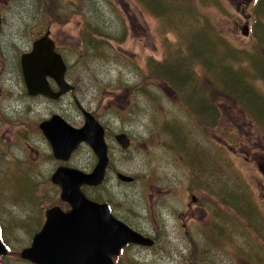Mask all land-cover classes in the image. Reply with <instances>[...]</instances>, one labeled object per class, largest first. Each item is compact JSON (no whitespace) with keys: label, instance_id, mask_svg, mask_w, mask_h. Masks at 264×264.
Here are the masks:
<instances>
[{"label":"rangeland","instance_id":"rangeland-1","mask_svg":"<svg viewBox=\"0 0 264 264\" xmlns=\"http://www.w3.org/2000/svg\"><path fill=\"white\" fill-rule=\"evenodd\" d=\"M168 1L185 6H167L163 16H154L136 0H0L1 20L16 31L11 40L18 51L49 29L74 85L72 93L53 102L28 97L15 73L0 84L9 91L0 95V221L10 248L2 264H32L19 252L39 230L46 208L66 207L50 182L61 162L39 123L57 113L80 127L77 103L107 127L112 147L104 182L81 190L93 200L110 202L117 218L155 239L150 248L128 246L114 258L117 264H264V129L253 114L263 119L264 108L258 110L257 101L248 105L245 94L237 92L245 88L237 75L226 81L188 50L191 31L212 41V50L239 69L254 97H264L258 68L259 61L264 64V0L261 6L250 0ZM95 19L105 31L115 30L111 50L100 48L101 57L92 50L91 37L98 44L110 40L86 33L85 27L81 36L82 27ZM84 38L88 48L80 45ZM193 47L196 55H206L202 39ZM177 58L193 65L191 90L185 84V92H177L152 73L155 63ZM197 101L210 109L208 118L194 107ZM121 131L130 139L125 150L114 139ZM95 163L82 143L64 164L90 171ZM116 172L133 181L118 180ZM207 198L218 213L215 233L205 236Z\"/></svg>","mask_w":264,"mask_h":264},{"label":"water","instance_id":"water-1","mask_svg":"<svg viewBox=\"0 0 264 264\" xmlns=\"http://www.w3.org/2000/svg\"><path fill=\"white\" fill-rule=\"evenodd\" d=\"M24 81L30 94L41 93L51 98L72 90L65 80L66 66L48 33L33 42L32 50L21 58ZM52 77L58 86L52 91L46 77ZM84 125L74 128L61 116L53 115L39 124L56 159L67 160L81 142H86L96 156L91 172L59 166L51 175V181L60 186V197L70 205L65 212L59 206L45 211V221L31 240L21 249L19 256L33 264H115L113 256L128 243L151 246L153 240L140 234L128 224L109 213L105 203L88 199L80 189L83 184L96 186L102 182L108 164L104 131L93 115L81 108ZM116 142L128 148L130 141L124 133L116 134ZM264 174V162L260 165ZM124 182L132 177L118 172ZM194 199V197H193ZM7 253L0 242V255Z\"/></svg>","mask_w":264,"mask_h":264},{"label":"trees","instance_id":"trees-1","mask_svg":"<svg viewBox=\"0 0 264 264\" xmlns=\"http://www.w3.org/2000/svg\"><path fill=\"white\" fill-rule=\"evenodd\" d=\"M136 1H137V3H139L142 6V8L147 13H150L154 16H163L164 13L161 15L160 12H164V10L167 9V6H169L171 8L177 7L178 10L181 9V6H185L182 3H176V2L174 5V4L170 3L168 0H136ZM168 3H170L171 5H168ZM177 4H178V6H176ZM40 13L43 14L44 13L43 10H42V12L40 10ZM158 18L161 19L160 17H158ZM84 27L86 28V30H85L86 33H88L90 35L93 34L95 36H98L99 38H106L107 40H110V43L105 42L103 44H98L99 42L96 39H94L93 37H91V44L93 45L92 50L98 51L97 53L99 56H100V54H102L101 53L102 50H100V48H103L105 50H111V43L115 42L114 35H113L115 30L105 31L104 25L102 24V22L95 19V22L93 24H85L82 27V31H81L82 37H84V35H83ZM159 28H160V25L158 26V31L161 33L162 42H163L162 44L164 45L165 40H164V37L162 35L163 32L160 31ZM161 28H162V26H161ZM260 33L262 35V38L264 39V27L263 26H260ZM196 35H199V33L195 34V33H192V31H191L190 36H189V38L191 40V42H190L191 47L188 50H189V52L192 53V55H190V57L195 56L198 59H201L204 63H206L205 66L207 68L212 69L216 73L217 72L223 73L225 78H226V81L229 80L228 75H231V74L237 75L238 77H237L236 82L245 86L244 89L237 90V92L245 94L244 97L247 100L248 105H251L254 101H257L254 103L258 105V110H262V108H264V97L262 95H260L261 97H257L258 95L256 93L255 94H256V97L258 99L256 97H254V94L252 92L253 90H251L250 87H248L247 82L244 80L245 78H244L243 74L241 72H239V69H237V68L231 69L232 66L228 63L229 60L226 59V55L221 53V52H216V51L212 50L214 48L212 41H207L205 39V37L196 38L195 37ZM89 38H90V36H89ZM199 39H202L204 42V45H205L204 54H206L205 56H203L201 54H199V56L196 55V49L193 47L194 42H196ZM88 40L89 39L85 40V38L83 40H81L82 46L85 45L88 48V46L86 44V42ZM86 47H84V48H86ZM194 59H196V58H194ZM229 59H231V58H229ZM258 63L261 64V65H259L258 68L260 69V71L263 73V76H264V70H263L264 64L261 61H259ZM155 66L157 67L156 69H154ZM192 71H194L193 65L186 62V60H182L181 58H177V59L170 61V62L155 63L152 66V73H154L158 78H160L164 81H167V83H169L170 86L174 90H176L177 92H180V91L185 92V90H184L185 84L188 85L189 90L192 89V84L194 82ZM188 76H192V77L190 79H188V81H187ZM223 92H226V91L223 90ZM251 92L253 95L251 94ZM226 93L229 94L232 92H226ZM232 94H234V93H232ZM189 97H191V99H193L191 94ZM193 105L197 109L199 108L201 110V112H198L201 116H205L208 118L211 111L206 104H204V103L200 104L197 101ZM253 114H254L256 121L261 126V128L264 129V117H263V119H259L256 117L255 113H253ZM261 120L263 123L261 122ZM205 122H206V120H205ZM207 123H210V122L208 121ZM245 210L249 214L251 211V206L249 205V207L245 208ZM0 264H2L1 260H0Z\"/></svg>","mask_w":264,"mask_h":264},{"label":"flooded vegetation","instance_id":"flooded-vegetation-1","mask_svg":"<svg viewBox=\"0 0 264 264\" xmlns=\"http://www.w3.org/2000/svg\"><path fill=\"white\" fill-rule=\"evenodd\" d=\"M259 1H260V3H259ZM250 2L254 3V5H256V4L257 5L259 4V6L262 5V0H253V1L250 0ZM36 13H37V11H36ZM33 22L34 21H32L31 23H33ZM27 24H30V23H27ZM32 30H33V28H32ZM46 31H47V29H46ZM48 31H49V29H48ZM31 32L32 31L27 32L30 37H31V35H30ZM1 33L4 34V35H6V36H4L3 37V41L0 42V84H4L5 82L9 81L11 79V75L13 73H15L16 76L19 77L22 80V83H23V85L25 87L26 95H28V97H31V98H34V97H43L47 101L56 102L57 100H53V99L48 98L47 96L42 95V94H37V95H31V94H29V92L27 90V87H26V84H25V81H24L21 58H22V55L23 54L30 52V50L32 49L33 41L36 38H33V40L31 41L30 47L28 49H25V50H23V51L20 52V51H18V44H17V42H14V41L11 40L12 38L16 37V31L14 29H11V28L7 27L5 24H3V21L2 20H1V23H0V34ZM17 38L22 39L23 37L22 36H19ZM47 81H48L49 86L52 89V91H56L57 90V87H56L55 82L50 77H47ZM72 92L73 91H69L68 93H72ZM0 93H1L0 94L1 96H6V95L9 94V91L6 88V86L0 85ZM63 95H66V94L64 93ZM103 127H104V130H105L104 131V137H105V140H106V143H107V148H108L107 149V154H108V158H109L108 165L106 167V173H105V178H106V175H107V173L109 171L110 164H111V161H112V157H111L112 147H110V143H109V132L107 131V127H105V126H103ZM114 137H115V135H114ZM61 164H63V163H61ZM208 192H211V191L209 190ZM193 197H194V199H193ZM59 199H60V188H59ZM195 200H197V197L194 196V195H191V201L192 202H196ZM96 201H98V200H96ZM61 202H63V201L61 200ZM104 202L107 203V205L109 207V211L114 216H117L115 210L113 209V206H110L109 205L110 202H108L106 200ZM63 204H64V207H65L66 206V203L63 202ZM52 206L62 207L59 204H55V205H52ZM49 207H51V206H49ZM204 207H205V211H206V219H207V222H206V228L204 229L203 233H204L205 236H206V232H208V235H213L215 233V231H216V228H217V213L218 212L215 210L214 204L208 198H207V200L204 203ZM66 208H68V207H65V209ZM44 214H45V212H44ZM181 214H182V212L179 213V216H178L179 220H180V215ZM182 226L185 227L183 223H182ZM138 231H140L144 235H148V234L144 233L141 230H138ZM185 233H186V236L189 237V231L187 230V231H185ZM149 236L152 237L151 235H149ZM128 246H130V245H128Z\"/></svg>","mask_w":264,"mask_h":264}]
</instances>
